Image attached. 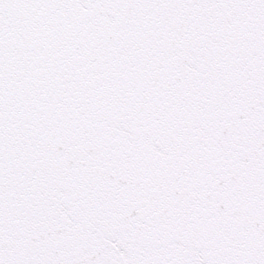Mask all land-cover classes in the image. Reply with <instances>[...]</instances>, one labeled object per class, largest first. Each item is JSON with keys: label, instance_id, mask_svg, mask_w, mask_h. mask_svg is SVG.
<instances>
[{"label": "snow or ice", "instance_id": "6c2138e0", "mask_svg": "<svg viewBox=\"0 0 264 264\" xmlns=\"http://www.w3.org/2000/svg\"><path fill=\"white\" fill-rule=\"evenodd\" d=\"M0 264H264V0H0Z\"/></svg>", "mask_w": 264, "mask_h": 264}]
</instances>
